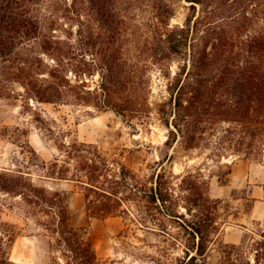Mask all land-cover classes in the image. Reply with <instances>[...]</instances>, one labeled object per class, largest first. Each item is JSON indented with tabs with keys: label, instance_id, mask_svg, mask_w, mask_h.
I'll return each mask as SVG.
<instances>
[{
	"label": "rangeland",
	"instance_id": "obj_1",
	"mask_svg": "<svg viewBox=\"0 0 264 264\" xmlns=\"http://www.w3.org/2000/svg\"><path fill=\"white\" fill-rule=\"evenodd\" d=\"M81 1L37 0L33 12L40 22L39 34L9 56H0V172L22 173L36 184L65 191L70 221L86 226L97 264H185L182 240L175 241L135 219L142 215V202L129 188L121 194L129 195L123 202L126 212L89 216L85 189L79 183L46 174L57 159L54 169L71 176L78 163V158H70L74 143L96 146L112 174L119 175L123 166L129 181L144 189L162 165L178 193L182 175L200 171L209 177L210 195L222 198L220 229L209 244L206 264H217L224 243L241 241L253 261L251 237H259L264 229V144L257 155L237 151L229 141L226 148L216 149L215 138L213 143L204 140L197 147L184 148L180 135L172 139L157 112L158 104L168 100V84L184 60L174 55L167 65L151 64L150 45L167 27L183 25L188 16L194 20L200 4L193 2L192 8L189 0H108L107 23L89 5L82 9ZM100 47L120 67L131 68L139 60L147 63L148 117H129L126 122L112 109H98L84 100L88 96L93 101L92 93L85 91L100 86ZM118 47L120 58L114 51ZM28 72L44 83H58L62 98L43 101L28 91L24 85ZM255 199V213L248 212ZM178 208L186 212L181 203ZM48 214L0 188V264H9L8 259L15 264H54L58 259L64 264L66 251L44 226L53 219V213ZM10 223L21 229L9 242ZM168 227L177 235V223L169 221Z\"/></svg>",
	"mask_w": 264,
	"mask_h": 264
},
{
	"label": "trees",
	"instance_id": "obj_2",
	"mask_svg": "<svg viewBox=\"0 0 264 264\" xmlns=\"http://www.w3.org/2000/svg\"><path fill=\"white\" fill-rule=\"evenodd\" d=\"M82 1V9L89 5L101 20L109 23L108 0ZM189 1L192 8H195L193 2L200 4L199 15L194 20L188 16L183 25L167 27L149 48L151 64L167 65L174 55L184 60L168 84V100L158 104L157 112L169 128L171 138L180 135L184 148L197 147L204 140L213 143L215 138L216 149L226 148L229 141L235 150L244 149L247 154L257 155L264 144V0ZM36 2L0 0L1 57L9 56L39 34L40 22L33 12ZM114 51L120 58V47ZM97 53L102 57L100 86L92 92L85 91L92 93L93 101L88 96L84 100L93 102L98 109H112L126 122L129 117L141 120L148 117L151 106L145 95L144 75L147 63L139 60L131 68L125 64L120 67L109 58L106 48L100 47ZM24 79L26 89L40 100L62 98L63 90L58 83H44L29 72ZM169 140L170 136L166 141ZM33 154L36 155L34 150ZM70 158H78L70 177L63 170L54 169L57 159L46 175L79 183L85 189L89 216L126 212L123 202L129 195L121 194L129 188L142 202V215L135 217L139 224L162 235L170 234L175 241L182 240L185 264H206L209 244L220 229L222 203V198L210 195L209 177L200 171L185 173L178 184V193L161 164V169L152 176L150 187L144 189L129 181L123 166L119 175L112 174L107 160L90 143L70 145ZM0 188L20 195L25 204L38 212L53 213V219L44 222V226L56 234L55 244L66 251L64 264H97L86 226H75L70 221L65 191L36 184L22 173L2 172ZM139 192L142 194L138 195ZM180 203L186 212L180 211ZM253 205L254 200L248 212ZM169 221L177 223V235L169 230ZM9 225L6 231L10 242L21 228L16 223ZM251 239L253 261L241 241L224 243L217 264L264 263V229L259 237ZM7 262L15 264L9 259ZM54 264L62 263L55 259Z\"/></svg>",
	"mask_w": 264,
	"mask_h": 264
},
{
	"label": "crops",
	"instance_id": "obj_3",
	"mask_svg": "<svg viewBox=\"0 0 264 264\" xmlns=\"http://www.w3.org/2000/svg\"><path fill=\"white\" fill-rule=\"evenodd\" d=\"M254 201H255V202H254V205H253V208H252V213H255V210H256L257 205H258V200L255 199ZM256 216H257V215H256ZM258 216H259V215H258Z\"/></svg>",
	"mask_w": 264,
	"mask_h": 264
}]
</instances>
